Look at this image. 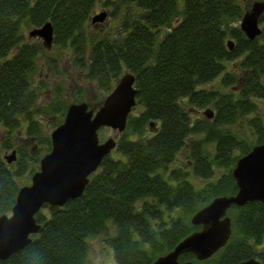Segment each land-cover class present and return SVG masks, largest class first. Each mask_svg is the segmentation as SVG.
<instances>
[{"label":"trees","instance_id":"16d2710c","mask_svg":"<svg viewBox=\"0 0 264 264\" xmlns=\"http://www.w3.org/2000/svg\"><path fill=\"white\" fill-rule=\"evenodd\" d=\"M251 1L0 0V152L14 149L9 163L0 155V214L14 203L16 177L32 174L41 151L50 148L40 118L53 116L54 128L73 103L58 85L48 102H39L46 87L35 77L45 48L36 38L26 40V28L50 22L52 42L69 48L71 67L104 93L97 104L121 74H132L139 108L127 115L113 152L88 176L81 195L61 206L43 204L30 242L0 264H87L88 239L100 234L114 264H151L199 228L189 221L196 210L234 193L236 159L264 142L261 117L250 121L251 142L231 128L255 114L254 99L264 97V12L256 37L247 39L238 27ZM96 6L118 19L111 33L87 32ZM49 58V70L57 72V59ZM213 81L215 87H203ZM203 107L211 117L192 116ZM21 127L23 137L14 135ZM179 152L184 159L175 164ZM227 212L230 234L222 247L204 260L189 252L178 260L237 264L253 257L264 264V203L231 205Z\"/></svg>","mask_w":264,"mask_h":264},{"label":"water","instance_id":"95a60500","mask_svg":"<svg viewBox=\"0 0 264 264\" xmlns=\"http://www.w3.org/2000/svg\"><path fill=\"white\" fill-rule=\"evenodd\" d=\"M263 10L264 2L256 0L242 13L238 27L247 39L260 33L258 16ZM104 16V12H99L90 20L101 21ZM27 35L40 38L43 47L48 49L52 42L50 22L29 29ZM232 45L231 40H226L228 49ZM133 82V75L125 72L95 108L88 107L83 101L66 107L62 121L49 133L50 148L39 158L38 168L30 175L29 183L17 189L10 212L0 214V259L7 258L30 242V235L39 228L34 214L43 204L61 206L66 200L81 195L88 176L115 146L114 137L99 141L98 129L108 127L117 133L123 130L135 103ZM203 114L206 117L212 115L208 109ZM148 125L152 128L154 122L150 121ZM4 159L12 161L14 150ZM230 174L235 185L234 193L215 196L196 210L189 221L199 228L157 256L151 264H194L190 260H178V256L186 252L193 254L196 260L210 257L229 237L227 209L231 205L242 206L252 201L264 203V142L251 146L238 157ZM237 264H259V261L250 257Z\"/></svg>","mask_w":264,"mask_h":264},{"label":"rangeland","instance_id":"374dc122","mask_svg":"<svg viewBox=\"0 0 264 264\" xmlns=\"http://www.w3.org/2000/svg\"><path fill=\"white\" fill-rule=\"evenodd\" d=\"M251 2L246 5V9L249 7ZM95 12H104L105 18L101 21H95L96 23L101 22L100 24H96L95 27L89 26L87 32L90 34L93 33H105V32H112L118 25V19H112L108 15V12L104 10V8L100 6H96L94 9ZM259 27L261 26V23H258ZM30 28H26L24 31V36L26 37V40L36 38L40 41L37 37H29L27 35V32ZM95 31V32H93ZM163 29L160 30L161 33H163ZM28 37V38H27ZM70 50L68 47H60L52 42L51 46L48 49H44V52L41 56L38 58V67L36 71V80H42L45 83V89L40 94L39 102L44 103L48 102L51 99V92L55 85H58L60 87L61 92L64 95V98L67 100V102H75L74 96L79 95L83 100V102H86L88 106H93L92 104H97L99 99L104 95L102 91L97 90L93 82H90L83 78V72L81 70H77L75 67H71L70 65ZM49 57H53L57 59V72L49 70V65L53 64L52 59ZM52 61V62H51ZM216 82L213 81L208 84H204L203 87H215ZM79 92V93H78ZM80 101V100H79ZM255 102V114L247 115L243 119L239 120L238 122H235L233 125H231V128L233 131L237 134L242 135L247 140L253 141L255 138L254 130L252 126L250 125V121L253 116L261 117V119L264 120V97L254 99ZM98 105V104H97ZM209 109L206 108H197L194 109L192 116L202 117L203 111ZM139 111V108L137 106H133L130 110L131 114H136ZM40 121L42 122L43 131L49 135L50 131L53 129L52 124L56 122V119L53 118V116H42L40 118ZM98 139L99 141L105 140L107 137H114L117 138L118 134L115 130H112L108 127H102L98 130ZM14 135H20L23 137V129L22 127L19 128V130L16 131V134L14 132ZM16 140L21 141V138H17ZM27 144L32 146L33 140L27 139ZM11 150L14 149H6L1 150L0 155L2 158H4L5 155H9ZM113 152V150H111ZM41 154L43 155L44 152L41 151ZM111 154V153H110ZM177 159H175L174 163L178 164L181 160L184 159V154L181 152L177 153L176 155ZM7 162V161H6ZM9 163V162H7ZM174 165V164H172ZM221 170H217L216 174L221 173ZM30 173L23 172L22 175L16 177V182L18 185H26L29 183ZM215 180V178H212ZM190 180L193 183H196L197 185H200L206 180L203 181V179H198L195 177H190ZM226 215L229 217V213L226 211ZM104 234H100L94 237H91L88 239L89 244V250L86 256L87 264H114L113 259V253L110 247H108L104 241H103ZM262 246L264 247V240ZM262 247V248H263Z\"/></svg>","mask_w":264,"mask_h":264},{"label":"flooded vegetation","instance_id":"af4514ba","mask_svg":"<svg viewBox=\"0 0 264 264\" xmlns=\"http://www.w3.org/2000/svg\"><path fill=\"white\" fill-rule=\"evenodd\" d=\"M263 1H264V0H263ZM251 2H252V1H251ZM248 8H249V7H248ZM248 8H247V9H248ZM94 9H95V8H94ZM94 9L92 10V14H91V16H93L94 14L100 12V11L95 12ZM245 10H246V9H244V11H245ZM263 12H264V10H263L260 14H262ZM91 16H90V17H91ZM104 18H105V17H104ZM104 18L101 20V22L104 20ZM90 19H91V18H90ZM101 22L96 23V22L94 21V22H91V24H92V26L95 27L96 24H100ZM38 39H40V38H38ZM40 42H41V39H40Z\"/></svg>","mask_w":264,"mask_h":264}]
</instances>
